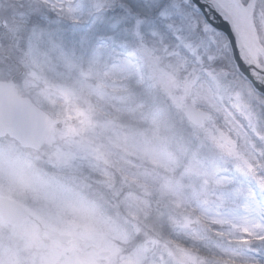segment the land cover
<instances>
[{
    "label": "snow or ice",
    "instance_id": "1",
    "mask_svg": "<svg viewBox=\"0 0 264 264\" xmlns=\"http://www.w3.org/2000/svg\"><path fill=\"white\" fill-rule=\"evenodd\" d=\"M114 3L33 0L36 22L28 43L13 48L18 62L28 69L23 88L30 89L41 79L34 69L47 64L55 53L69 72L78 71L81 78L70 86L41 89L45 100L54 104L53 97L59 96L65 102L74 101L86 90L88 95L104 98L111 87L127 101L135 96L130 83L106 82L124 79L143 88L145 97L163 93L189 132L187 138L177 135L178 149L169 151L166 142L153 141L161 127V113L150 114L152 137L146 132L131 135L141 138L136 150L166 174L145 170L138 174L142 195L122 196L104 172V183L112 188L117 208L123 209L125 227L118 228L105 218L102 226L89 229L92 250L73 247V255L63 264H264V0H167L157 7L161 18L157 22L168 21L166 29L177 34L175 45L164 35L154 32L159 39L149 40L137 30L131 38H101L82 55H77L75 44L65 47L60 35L65 24L75 34L90 18L102 19ZM44 39L51 46L41 52L38 42ZM79 43L81 47L87 43V34L81 35ZM93 76L99 82L94 89L87 85ZM5 95L42 131L40 137L34 135L22 143L38 148L43 140L53 144L59 139L95 160L105 158L88 135L97 126L114 127L111 118L99 125L93 119L99 103H87L86 108L73 103L68 113L44 112L15 86L0 87V96ZM73 118L79 126L69 122ZM61 121L63 127L58 126ZM6 129L15 132L13 122L0 113V132ZM52 155L54 162L67 164L73 153L58 147ZM228 171L237 175H225ZM9 179L17 183L18 174L10 171ZM40 194L46 195L37 190ZM5 198L0 190V201ZM23 231L29 244L37 243L34 228L23 227ZM138 237L143 242L121 255L116 241L131 243ZM61 255L53 250L41 264H61ZM0 264L16 261L12 254L0 255Z\"/></svg>",
    "mask_w": 264,
    "mask_h": 264
},
{
    "label": "rangeland",
    "instance_id": "2",
    "mask_svg": "<svg viewBox=\"0 0 264 264\" xmlns=\"http://www.w3.org/2000/svg\"><path fill=\"white\" fill-rule=\"evenodd\" d=\"M167 0H115L112 8L106 9L102 19L94 17L79 26V30L73 34L69 24L60 35L66 48H72L75 44L77 55H82L90 50L101 38L117 35L119 40L134 34L137 30L141 36L149 39H159L157 33L164 35L172 45L178 43L176 33L166 29L168 21H161L157 7L166 5ZM33 0H0V79L14 78L20 90L33 100L43 105L49 112H65L71 110V104L76 103L81 107H87V103H99L100 110L93 119L97 124H103L111 118L114 124L112 129L102 130L99 126L89 137L105 158L95 160L77 150L75 145H70L62 140L53 144L48 142L40 151L25 148L10 137L0 138V190L7 196L19 200L28 210L29 214L19 223L10 224L6 220H0V255L12 254L16 264H41L42 258L53 250L63 252L60 256L61 264L73 255L72 249L76 247L84 252L91 251L94 241L88 238L86 241L64 244L50 240L47 230L54 228L62 232L70 233L71 240L80 238L71 229L61 230V226H67L77 217L73 209L102 207L105 209V217L114 226L123 229L125 227L122 215L123 209L117 208V200L112 195V188L104 183L108 173L111 183L122 192V196L142 195V187L138 182V174L145 170H156L161 175L166 174L152 159L143 157L137 150L136 144L141 139L131 134L146 132L152 137V124L150 114L161 113V127L154 143L166 142L168 150L176 152L178 149L176 136L188 137L189 129L181 121L170 101L163 93L145 97L143 88H136L134 82L124 79L113 81L109 78L108 84L119 85L130 83L135 91V96L127 101L120 99V92L108 89L110 95L98 98L96 95H84L74 101L65 102L63 97H53L55 103L45 100L41 95V89L52 86H70L80 79L78 71L69 72L64 64L57 59L55 53H51L48 63L34 70L41 77L30 89L23 88V80L28 71L18 62V54L13 51L15 46L26 47L30 29L36 22L32 14ZM139 21V25H137ZM115 26V27H114ZM82 34H87V43L81 47L79 41ZM58 39V37H57ZM41 52L50 48L48 39L38 42ZM119 51H126L118 48ZM86 59V57H85ZM110 63V61H108ZM99 82L89 77L87 85L94 89ZM143 104V108L137 105ZM70 123L79 126L78 120L73 118ZM63 127V121L58 125ZM129 134L127 140L124 134ZM59 147L64 152L73 153L72 159L67 164L54 162L53 153ZM93 164L98 165L93 167ZM14 170L19 177L15 184L10 183L9 172ZM225 175H237L228 171ZM254 187V185H250ZM37 190L41 193L37 195ZM119 213V214H118ZM1 216V215H0ZM23 227L34 228L38 234V241L29 244V236L23 231ZM45 230L42 232L41 230ZM168 231L167 225L164 226ZM176 237L173 236L172 239ZM143 242V237L133 238L131 243H121V255H128L132 248ZM185 242L189 243L187 240ZM83 255V253H81ZM161 253H156V259Z\"/></svg>",
    "mask_w": 264,
    "mask_h": 264
},
{
    "label": "water",
    "instance_id": "3",
    "mask_svg": "<svg viewBox=\"0 0 264 264\" xmlns=\"http://www.w3.org/2000/svg\"><path fill=\"white\" fill-rule=\"evenodd\" d=\"M10 85L15 86L14 80L0 81V87L2 88H7ZM24 99L34 103L28 97H24ZM40 110L43 111L41 108ZM0 113H3L6 120H11L15 128L14 133L6 129L5 131L0 132V136L9 133L12 136L16 137L22 143V139H28L33 137L34 135L37 137H40L42 135V131L36 129L33 122L24 113H22L19 108L15 105V103L6 95L0 96ZM44 141L45 140L39 143L38 148L41 147ZM22 144L30 146L29 144L25 143ZM0 213L4 216V218L8 219L10 222L19 223L20 221H22L24 216L27 215L28 212L22 205L6 197L2 201H0ZM49 234L52 237H55L61 241H66L71 237L69 234L60 233L56 230H51ZM77 240L81 241V239Z\"/></svg>",
    "mask_w": 264,
    "mask_h": 264
},
{
    "label": "clouds",
    "instance_id": "4",
    "mask_svg": "<svg viewBox=\"0 0 264 264\" xmlns=\"http://www.w3.org/2000/svg\"><path fill=\"white\" fill-rule=\"evenodd\" d=\"M73 211L77 219L67 226H61V230L71 229L83 241L89 238V229L102 226L101 222L106 218L104 214L106 210L102 207L75 208Z\"/></svg>",
    "mask_w": 264,
    "mask_h": 264
}]
</instances>
